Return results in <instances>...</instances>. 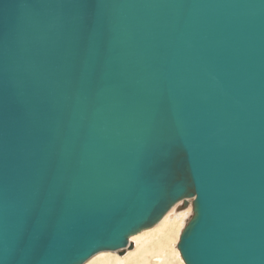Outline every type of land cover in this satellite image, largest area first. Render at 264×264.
Returning a JSON list of instances; mask_svg holds the SVG:
<instances>
[{
	"label": "water",
	"instance_id": "water-1",
	"mask_svg": "<svg viewBox=\"0 0 264 264\" xmlns=\"http://www.w3.org/2000/svg\"><path fill=\"white\" fill-rule=\"evenodd\" d=\"M188 199L185 264H264V0H0V264L123 256Z\"/></svg>",
	"mask_w": 264,
	"mask_h": 264
},
{
	"label": "rangeland",
	"instance_id": "rangeland-1",
	"mask_svg": "<svg viewBox=\"0 0 264 264\" xmlns=\"http://www.w3.org/2000/svg\"><path fill=\"white\" fill-rule=\"evenodd\" d=\"M187 203H188V206L185 208H183L182 202L179 203L177 206H175L173 208V210L171 209L170 212H168L166 214V216L163 218V219H165L167 216L168 217L171 216L169 221L172 222V221H175L177 219L179 221V222L177 221V225L175 228V231L177 233L176 237L173 236L171 238V240L168 241V244L166 246H161L162 248L166 247V249H164L165 253L162 255L160 253L151 252L149 254L148 261L143 263V264H184V262L180 256V252L177 250V244H178L179 237H180V234H181L183 228L185 227L186 223L190 220V218L193 214L192 200L188 199ZM162 220H161V222H162ZM157 226L158 225H156L154 228H152L150 230L142 232V233L134 236L133 238H131V242L133 244H135L136 246L134 245L133 250L127 251L123 256L118 255L117 252H103V253H100L98 255L109 253L108 255H105V257H102V258H108V259L111 258V260H118L119 258H122L121 262H123L125 260L123 262V264H133L134 259L137 258V255L140 254V252H142L143 248L147 244H149L150 242H153V241H157L159 237H163V233H158L156 235V233H157L156 227ZM132 252H134V253H132ZM111 253L112 254L114 253V255H111ZM98 255H96V256H98ZM96 256H94L93 258H95ZM113 257H115V259H112ZM93 258L89 260L90 263H92V264H94V262L98 259V258H96V259H93ZM99 258H101V257H99ZM156 258H160V261L155 262ZM89 261L86 262L85 264H89Z\"/></svg>",
	"mask_w": 264,
	"mask_h": 264
},
{
	"label": "bare ground",
	"instance_id": "bare-ground-1",
	"mask_svg": "<svg viewBox=\"0 0 264 264\" xmlns=\"http://www.w3.org/2000/svg\"><path fill=\"white\" fill-rule=\"evenodd\" d=\"M188 204V203H187ZM178 205V204H177ZM176 205V206H177ZM181 205V204H180ZM173 210V209H172ZM186 210V209H185ZM170 212V211H169ZM172 213V212H171ZM170 217L171 216H167L165 219H163L162 220V222H160V224H158V226L156 227V235L158 234V233H163V237H159L158 238V240L157 241H153V242H150L149 244H147L144 248H143V250H142V252H140V254H138L137 255V258L136 259H134V261H133V264H143V263H145V262H147L148 261V257H149V254L151 253V252H156V253H160V254H164L165 253V250L164 249H166V247H161V246H166L167 244H168V241L169 240H171V238L174 236V237H176V235H177V233H176V231H175V228H176V225H177V221H178V219L177 220H175V221H169V219H170ZM178 217V216H177ZM179 222V221H178ZM133 238V237H132ZM135 245V244H134ZM136 246V245H135ZM140 250V251H141ZM178 250V249H177ZM179 251V250H178ZM132 253H134V252H132ZM109 254V253H108ZM108 254H101V255H98V256H96L95 258H93V259H96V258H98L95 262H94V264H123V262L125 261H123V262H121V259L122 258H119L118 260H111V258L110 259H108V258H102V257H105V255H108ZM111 255H114V253L112 254L111 253ZM110 255V256H111ZM136 255V254H135ZM181 255V254H180ZM99 257H101V258H99ZM118 257V256H117ZM125 257V256H124ZM112 259H115V257H113ZM156 261L155 262H159L160 261V258H156L155 259ZM92 262V261H91ZM184 262V261H183ZM89 264H92V263H90V261H89ZM185 264V263H184Z\"/></svg>",
	"mask_w": 264,
	"mask_h": 264
}]
</instances>
